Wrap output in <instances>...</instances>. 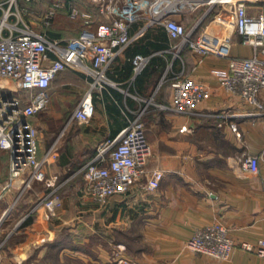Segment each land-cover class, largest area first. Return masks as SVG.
<instances>
[{"label":"crops","instance_id":"obj_1","mask_svg":"<svg viewBox=\"0 0 264 264\" xmlns=\"http://www.w3.org/2000/svg\"><path fill=\"white\" fill-rule=\"evenodd\" d=\"M114 2L116 15L129 21L131 34L156 10L154 5ZM244 2L248 13L264 12V0ZM178 5L173 17L193 27L195 37L210 46L227 40L230 56L251 54L252 47L241 42L235 29L231 2L194 6L183 0ZM146 40L147 83L140 90L130 58ZM175 41L162 24L147 25L112 61L108 76L116 84L95 90L91 117L74 119L75 128H69L56 157L44 163L46 179L18 198L16 180L0 200V264H264V255L240 246L241 241L255 245L264 238V114H251L254 107L220 84L218 77L228 72V56L212 53L198 61L189 48L176 56ZM184 75L208 89L194 113L158 106L170 100V81ZM86 87L82 72L61 70L48 87L47 107L29 119L34 124L63 119ZM258 97L264 101V90ZM64 100L71 107H64ZM144 106L145 134L152 147L147 173L124 193L103 201L92 198L84 190L82 167L94 145L115 136L130 110ZM183 124L189 129H181ZM45 142L37 130L38 156L45 152ZM242 154L258 155L256 171L241 167ZM154 168L162 169L163 177L158 188L148 191L144 182ZM6 174L0 173V179ZM51 186L61 203L47 216L35 203ZM214 221L226 224L236 243L228 261L183 247L195 227Z\"/></svg>","mask_w":264,"mask_h":264},{"label":"built area","instance_id":"obj_2","mask_svg":"<svg viewBox=\"0 0 264 264\" xmlns=\"http://www.w3.org/2000/svg\"><path fill=\"white\" fill-rule=\"evenodd\" d=\"M41 0H0V149L7 153V174L0 179V200L19 180L17 197L30 189L35 182L46 179L44 163L56 157L55 141L38 156L37 127L29 119L45 109L49 102L48 87L61 70L70 67L82 72L87 81L82 96L72 109L71 119L87 121L94 111L92 101L95 90L116 84L109 79L112 61L135 36L142 34L147 25L162 24L169 35L176 39L172 49L176 56L184 48L193 50L197 60L208 54L228 56V72L218 77L222 87L239 95L254 107L251 114H264V101L258 93L264 90V12L250 14L244 0H187L198 3L225 1L232 3L235 29L241 42L249 44L248 56H230L227 40L210 46L199 36L193 35V27L175 19L183 0H127L130 5H154L156 10L147 17L136 34L129 32V21L116 15L114 0H88L104 19L97 21L93 14L68 4L70 17L80 16L83 27L78 35L67 38L52 37L47 28L52 23L59 2H52L45 11H37L31 2ZM31 17L30 20L24 16ZM33 23L38 25L35 28ZM149 55L136 53L131 58L134 75L147 64ZM208 93L206 85L187 75L175 77L170 82V100L157 103L179 114L194 113L195 105ZM149 102L150 99H146ZM126 124L112 138L97 144L92 157L83 165L84 190L92 198L103 201L114 193L126 192L131 184L147 173L146 167L152 147L145 134L143 116L145 106L131 109ZM233 130L236 126L231 124ZM181 129L188 130L186 124ZM241 167L256 171L258 155L242 154ZM163 170L154 168L144 182L148 191L159 187ZM61 197L55 186L48 187L36 200L46 215L55 213ZM240 246L264 255V238L254 245L241 241ZM183 247L193 253L210 255L228 261L236 243L226 224L214 221L195 227L192 235L183 241Z\"/></svg>","mask_w":264,"mask_h":264},{"label":"trees","instance_id":"obj_3","mask_svg":"<svg viewBox=\"0 0 264 264\" xmlns=\"http://www.w3.org/2000/svg\"><path fill=\"white\" fill-rule=\"evenodd\" d=\"M43 2H44V0H43ZM68 4L75 5L80 11L85 10V11L92 13L94 18L97 21L103 19V18H101L102 15H100L97 12L96 7L92 3H90L88 0H65L64 3L62 4V7L60 6V8L59 7L57 8L55 16L53 17L52 23L47 28V33L50 36L57 37V38H60V37L67 38L70 36L78 35L79 31L82 29L83 19L80 16L70 17L68 14V10H67ZM31 5L36 7L37 3L34 1L33 4H31ZM60 13H65L66 16L68 17V19H65L63 16L61 17L62 14H60ZM34 24H35L34 27L37 28L38 25L36 23H34ZM39 28L40 27H38V29ZM149 44H151V42H149ZM140 45L142 47L137 46L139 48H137L135 50H138L137 53L145 54L147 52V46H145V45H147V40L144 44H140ZM184 49H186V48H184ZM133 55H131V56H133ZM131 58H130V60H131ZM108 75H109V72H108ZM145 83H147V64L136 75V79H135V84L137 87H139V89L140 88L142 89L144 87ZM169 88H170V84H169ZM93 94L95 95L96 92L94 91ZM126 122L127 121L125 119V124H126ZM109 138H112V136Z\"/></svg>","mask_w":264,"mask_h":264},{"label":"rangeland","instance_id":"obj_4","mask_svg":"<svg viewBox=\"0 0 264 264\" xmlns=\"http://www.w3.org/2000/svg\"><path fill=\"white\" fill-rule=\"evenodd\" d=\"M53 1L59 2L62 7V4L64 3L65 0H44V2L43 0H41V3L37 4L35 9L37 11L43 12L48 8V6H50V3H52ZM31 4H33V2H31ZM60 14H62L61 17L63 16L65 19H68L65 13H60ZM24 19L30 20L31 17H28V15H25ZM32 25L35 26L33 22H32ZM77 102L78 101H75L74 104L72 103L73 105L71 107L70 101L68 100L62 101L64 107H69V106L71 107L69 112L66 113L63 119L62 117L55 118L52 120V123H49V124L47 122H43L42 120H40L39 123L35 124L38 130L39 139L46 141L45 149H47L55 141L56 150L59 151L65 136L69 137V128L72 127V129H74L75 128L74 124L77 123L74 119H71L70 117L71 110L74 108ZM144 120H145V115L143 116V121ZM97 144L98 143L94 145L95 148ZM6 170H7V153H6V150L0 149V173H3ZM10 209L11 208L9 207V210H8L9 212H10ZM8 211L5 216L8 215L9 213ZM13 212H14V209H13Z\"/></svg>","mask_w":264,"mask_h":264}]
</instances>
